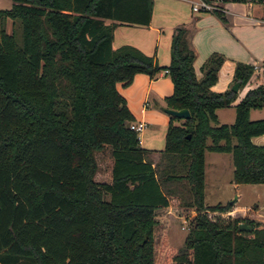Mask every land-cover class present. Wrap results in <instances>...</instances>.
Instances as JSON below:
<instances>
[{"label":"trees","instance_id":"1","mask_svg":"<svg viewBox=\"0 0 264 264\" xmlns=\"http://www.w3.org/2000/svg\"><path fill=\"white\" fill-rule=\"evenodd\" d=\"M229 1L264 4L221 0ZM151 10L152 0H11L0 9V264H154V211L169 205L161 181L172 179L185 182L196 212L170 264H264V205L203 204L204 150L231 154L234 190L264 183V145L250 140L264 134V118L247 116L264 105V87L247 89L233 122L217 124L215 109L236 92L210 89L219 54L196 77L184 25L172 30L165 66L134 46L112 48L117 24L145 26ZM160 70L172 86L165 105L190 116L173 124L179 118L169 115L156 151L139 145L115 85ZM251 73L236 63L232 81L243 85ZM103 146L109 179L96 181L94 152ZM156 159L169 163L161 180Z\"/></svg>","mask_w":264,"mask_h":264},{"label":"crops","instance_id":"2","mask_svg":"<svg viewBox=\"0 0 264 264\" xmlns=\"http://www.w3.org/2000/svg\"><path fill=\"white\" fill-rule=\"evenodd\" d=\"M191 1L194 0H177V4H175L171 0H152L153 4L148 24L145 26L117 24L113 28L112 48L124 44L134 46L144 54L153 56L158 65L165 66L169 61L172 30L175 26L182 24L187 29V37L194 51L192 66L196 77L201 76L202 64L213 53L219 54L223 58L217 73L225 68L227 70L226 76L232 74L236 63L259 67V62L264 61V15L261 9L255 8L253 2H224L221 5L223 8L221 12L225 20L222 21L213 12L192 11L190 8ZM258 59L259 62H256ZM261 73L263 72L258 71L255 76H250L253 77L252 81L255 82L253 87L257 85L264 87V83L257 82ZM255 78L257 79L255 80ZM217 80L218 77L216 76ZM228 81L231 82L232 80ZM215 83L210 86L211 89L214 88ZM250 83L252 82H247V85ZM228 85L225 89H228ZM115 86L123 96L125 104L133 116V121L143 122V128L137 133L139 145L145 149L161 151L163 149L162 137L167 126V116L162 114L163 112L159 106H166L163 97L169 95L172 89L165 70L158 72L151 78L146 74L136 73L128 85L122 86L117 83ZM149 94L151 95L150 100L147 98ZM154 103L158 106L159 111L151 108ZM157 120L161 121L162 124L160 130L155 129V125H153ZM173 124H178V122L175 120ZM148 125H152L154 128L148 129ZM156 131L159 133L157 134ZM139 133H141L140 136ZM153 137H157L159 143L154 144ZM250 140L256 145H264V134L252 136ZM160 158H162V154ZM216 158V156H212L213 161ZM158 160L160 161V159ZM205 167V155L203 154V204L208 205L204 202ZM166 185L169 189H175L174 184L170 182H167ZM179 195L180 192L175 189L173 198L177 200ZM168 206L154 211L153 243L156 224H160V218L162 217V215L157 217L159 215L156 213L160 214Z\"/></svg>","mask_w":264,"mask_h":264},{"label":"rangeland","instance_id":"3","mask_svg":"<svg viewBox=\"0 0 264 264\" xmlns=\"http://www.w3.org/2000/svg\"><path fill=\"white\" fill-rule=\"evenodd\" d=\"M172 3L177 4V0H171ZM153 4V2H152ZM11 5V0H0V9H8ZM255 8L261 9L264 15V4L253 2ZM5 29L7 32L10 30V20H6ZM9 30V31H8ZM13 34L15 41L17 44L21 43V30L20 24L18 20L13 21ZM262 61V60H261ZM259 62V59L258 61ZM264 61L259 62L258 68L252 66V73L250 76H255V73L260 71L263 72L259 75L258 83H264ZM163 71V70H160ZM158 71V72H160ZM226 69L222 68L216 76L218 80L214 85V89L217 92H223L226 90V85H228V89L234 81L232 80V74L226 76ZM157 72V73H158ZM255 72V73H254ZM155 73L154 76L157 74ZM167 75V74H166ZM248 77L247 82H252L247 85V82L238 87V92L235 94L232 103L227 107H221L215 109V113L217 115V124L220 123H232L234 119V107L233 105L237 103L244 95L247 89H250L254 86L252 81L253 77ZM168 77V75H167ZM228 78V79H227ZM169 79V78H168ZM257 78H255L256 80ZM170 81V80H169ZM211 89V88H210ZM211 89V90H212ZM213 91V90H212ZM151 95L149 94V97ZM153 103V102H150ZM153 110L159 111L158 106L154 103L151 107ZM161 110V109H160ZM162 111V110H161ZM163 115L167 116V123L169 121V116L167 113L162 111ZM248 119H258L264 118V105L258 108H249L247 113ZM177 121L178 124L183 122V119H171V122ZM155 129H161V121L157 120L155 124ZM154 126L148 125V129H153ZM158 134L159 132L156 131ZM162 134V133H161ZM141 133H139V136ZM205 142L207 144L210 143V139L206 138ZM235 140L232 139V143ZM153 143L157 144L159 141L157 137H153ZM164 145V134L162 137V148ZM205 155V194H204V202L208 205L216 204L218 202L224 204L228 203L231 200H234L231 204V208L235 207H245L250 206L254 203L257 205H264V183H240L236 190L232 186V163H231V154L229 152L225 153H215L213 151L204 150ZM212 156H216L217 158L212 160ZM94 161L95 168L93 172V179L96 181H107L109 179V170L111 164V156L110 149L108 146H103L101 149L94 152ZM159 161V160H158ZM154 162V166L156 168L157 177L161 180L163 177V173L165 172V167L168 166V162L162 160L158 162ZM158 162V163H157ZM172 173H178V171H172ZM161 181L162 190L168 196L169 206L168 208H164L163 211L158 214L157 217L160 218V224H156L154 230V264H170L172 256L179 251V249L183 246V239L188 233L189 229L193 225V216L195 214V208L190 206V195L186 189V184L182 179H172L170 180L171 184H174V188L180 192L177 200L173 198L175 193V189H169L166 187V183ZM235 202V203H234ZM176 207V208H175ZM185 222H184V220Z\"/></svg>","mask_w":264,"mask_h":264},{"label":"built area","instance_id":"4","mask_svg":"<svg viewBox=\"0 0 264 264\" xmlns=\"http://www.w3.org/2000/svg\"><path fill=\"white\" fill-rule=\"evenodd\" d=\"M221 0H194L191 1L190 8L192 11H223ZM129 128L133 129L137 133L143 128L142 121H131ZM184 220V219H183ZM185 222V220H184Z\"/></svg>","mask_w":264,"mask_h":264},{"label":"water","instance_id":"5","mask_svg":"<svg viewBox=\"0 0 264 264\" xmlns=\"http://www.w3.org/2000/svg\"><path fill=\"white\" fill-rule=\"evenodd\" d=\"M239 86V82L238 81H234L231 86L229 87L230 90L236 92ZM159 108L164 111L165 113H167L168 115L174 116L176 118L179 119H187L189 118L190 114L188 112V110L186 108H171V107H167V106H159ZM233 202V200H231L229 202V204H231ZM238 229H243V230H247L248 227L243 224V223H239L238 224Z\"/></svg>","mask_w":264,"mask_h":264}]
</instances>
